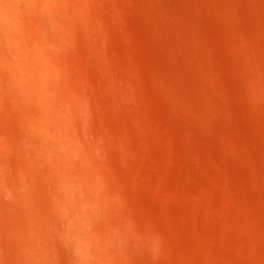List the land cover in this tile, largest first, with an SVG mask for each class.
I'll return each instance as SVG.
<instances>
[{
    "label": "rangeland",
    "instance_id": "rangeland-1",
    "mask_svg": "<svg viewBox=\"0 0 264 264\" xmlns=\"http://www.w3.org/2000/svg\"><path fill=\"white\" fill-rule=\"evenodd\" d=\"M79 1L54 25L22 0L21 33L0 35V264H90L86 244L118 264H264V94L232 97L264 65V0ZM40 32L71 125L73 154L58 155L108 196L89 221L34 132L44 109L22 95Z\"/></svg>",
    "mask_w": 264,
    "mask_h": 264
},
{
    "label": "bare ground",
    "instance_id": "bare-ground-1",
    "mask_svg": "<svg viewBox=\"0 0 264 264\" xmlns=\"http://www.w3.org/2000/svg\"><path fill=\"white\" fill-rule=\"evenodd\" d=\"M27 1H30V3L33 6L34 11L37 14L48 18L54 25H57L62 20L65 21V23L67 25L69 23H72L74 17L76 16L75 14L77 13L76 9L80 8L79 7L80 6L79 0H24V2H27ZM78 2H79V4L77 5ZM83 5H84V3H83ZM88 9H86V10H88ZM83 13L82 12L80 13V11H79V14H83ZM82 16L83 15H81V17ZM85 18L87 19V17H85ZM76 19H77V17H76ZM65 23L63 22L62 24L64 25ZM66 24H65V26H66ZM33 25H35L37 28H40V22L38 21V19H36L33 22ZM60 25H61V23H60ZM66 27H68V26H66ZM262 31L264 33V27H263ZM40 33L41 34H39V36L33 40L32 44L30 46V49H28L26 52L24 73H23V76H22V79L20 82L21 89H22V95L26 96L30 100H34V101L38 102L40 104V106L44 109L45 114H44V116H41L39 118L40 121L34 125V132L38 136H40L42 138V140H44L45 142L53 141V144L51 145V148H52L51 149V152H52L51 153L52 154L51 162L53 164H55V170L56 171L61 170L65 173V175L67 177V183H68L67 187H68V189H69V191H70V193H71V195L75 201V204L79 207V209L81 208L80 209L81 212L79 213L80 218L83 219L84 221H89L92 218L99 217V216L106 213L107 208H108V206H107L108 205L107 204L108 196H106L105 192L100 191L101 189H100L99 185L97 184V182L92 177L72 173L70 163H68L69 161L63 159L61 156L58 155L59 149L67 150V148H68V150H67L66 154L69 156V158L72 156L71 153L73 154V152H72L73 151V148H72L73 141H72V138L69 134V132L71 130V125H70V119L67 116L60 117L58 115V111H57V107H58L57 105L58 104H57L56 100H57V96H62V93L60 91L61 85L59 83L62 79V73L60 72V70L57 66L56 59L49 52V46L51 45L50 39L47 37V35L45 33H42V32H40ZM263 53H264V51H263ZM189 54H191V53H189ZM194 56L192 55V58ZM198 57H200V56H198ZM196 60H192V61H195V64H197V63H199L200 60H203V59H200L199 61L197 60V63H196ZM242 61H243V66H244L245 60L241 59V63H242ZM247 61L248 60H246L245 62L248 63L247 64V66H248L249 62H247ZM251 63L252 62H250V65H249L250 67L248 66L249 67V74L247 75L248 78H246L247 84L249 85L250 90L249 91H246V90H244V91L239 90L238 91V90H236L237 91V92L235 91L236 97H234L235 96V94H234V95H232L233 98L255 100L257 97H260V95L264 94V65L256 62L254 64L255 68H252ZM201 64L204 65L209 70L208 71L207 69L204 68V69H202L204 71V73L202 72L201 74H203V75L205 74L207 76L206 72L207 73L209 72L208 77H211V80H214V81L217 80L219 82V84H221L222 86L224 85L219 81L220 80L219 78L217 79V75L213 71V66L210 63H208V62H206V60H204L203 62H201ZM202 65H201V67H203ZM205 70H207V71L205 72ZM187 72H188V70H187ZM198 72H200V70ZM210 72L213 74V75L212 74L211 75L214 76V78L212 76H210ZM196 74H198V73H196ZM189 75H191V74H189ZM200 76H202V75H200ZM192 79H193V77H192ZM207 79H209V78H207ZM195 83L197 84L198 82L195 81ZM225 87H227V86L225 85ZM225 87H223V88H225ZM188 88H190V87H188ZM201 90H203V89H201ZM223 90H224L223 94L229 95L227 88L223 89ZM196 91H197V87H196ZM199 92L201 93L200 100L202 99V102L204 101V103H205L204 107L206 105L211 106V109H212V107L214 109L217 107L215 96H212L211 93L206 92V90L202 91V92L199 90ZM230 92H232V91H230ZM191 93H193V92H191ZM185 96H187V95H185ZM189 96H190V94H189ZM189 96H188V98H191L192 96H194V94L190 97ZM196 96L197 95H195V97ZM196 99L198 100V98H196ZM238 99H236V100H238ZM192 100H194V99H192ZM192 100L189 101V103L194 102ZM186 101H188V99ZM199 102H197V103L200 104ZM70 105L71 104H69V106ZM202 106L203 105H201V106L197 105V107H202ZM203 110L200 109V111L202 113H206ZM205 116H207V115H205ZM75 157H76V155H74V158ZM76 158H78V157H76ZM0 181L2 183H5V176L3 175L1 170H0ZM7 187L8 186H6V188ZM85 254H86L85 259L90 264H118V262L116 260L111 258L110 254L106 253L105 255H103L101 257L98 256V254L95 255L93 248L90 244H86Z\"/></svg>",
    "mask_w": 264,
    "mask_h": 264
},
{
    "label": "clouds",
    "instance_id": "clouds-1",
    "mask_svg": "<svg viewBox=\"0 0 264 264\" xmlns=\"http://www.w3.org/2000/svg\"><path fill=\"white\" fill-rule=\"evenodd\" d=\"M30 7L31 4L22 6V0H0V35L9 39L18 36L21 17Z\"/></svg>",
    "mask_w": 264,
    "mask_h": 264
}]
</instances>
